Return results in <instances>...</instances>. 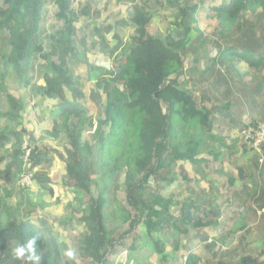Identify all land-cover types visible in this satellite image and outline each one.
<instances>
[{
  "label": "trees",
  "instance_id": "trees-1",
  "mask_svg": "<svg viewBox=\"0 0 264 264\" xmlns=\"http://www.w3.org/2000/svg\"><path fill=\"white\" fill-rule=\"evenodd\" d=\"M46 3H53L56 7L58 27L52 34H44L43 31V7ZM213 7L208 21H214L212 31H208L210 37L204 36L205 31H197L195 41L189 44H224L222 48L215 46L214 55L221 58L227 53L224 49L232 46L236 62L230 63L229 67L247 66L243 75L245 79L246 75L253 74L263 65L262 59L257 56L260 59L257 60L254 55L256 51L264 52V0H229ZM90 10L85 7L80 15H86ZM182 11L181 21L174 24L178 30H184V37L178 39L170 34L163 39L151 35L147 30L150 18L137 10L134 13V35L122 48V55L113 60L112 70H108L107 76L96 84L105 97V118L100 120L99 137L92 147L83 140L87 126L92 127L91 118L80 104L68 100L65 94V90L75 86L68 65L69 57L76 53L74 19L69 12L68 0H0V95L6 100L0 119L19 126V130L9 124L0 128V184L6 186L0 185V264H22L13 258V249L20 242L26 243L33 235L40 237L37 251L41 258L37 264H60L57 241L40 234L31 223L21 221L19 212L5 203L9 193L2 191L11 188L22 177L31 175L32 185L35 183L39 195L53 194V180L48 172L54 156L61 160L65 172L62 180L65 179L67 187L72 189L74 203L79 205V224L86 229L79 241V255L88 258V264H111L109 257L119 252L123 243L126 245L127 240L131 241V247L135 248L134 244L144 239L152 240L161 261L175 260L173 254L165 252L164 244L153 239L160 229V232L164 231L163 226L186 236L184 240L189 235L191 237L189 232L192 233L191 239L197 242L206 241L207 233L215 235L211 243L203 245L208 254L203 263L200 262L202 257L190 252L179 264H227L221 261L226 252L219 244L225 245L231 238H236L233 232L227 234L228 221L221 216L223 210H216L212 200L186 199L190 204L184 206L180 216L172 221L167 203L173 205V202L151 194L149 186L154 179L162 185L180 179L187 184L199 183L201 177L188 175V164L189 167L195 165L200 168L203 181L214 182L208 190L212 198L215 195L213 200H218L223 193L227 198L235 199L236 188L246 181L245 185L250 187L246 190L252 192L246 196L250 207L254 208L252 215L258 216L264 224V160L254 179L253 172L248 174L249 168L242 166L251 152L242 143L244 159L241 162L236 159L240 166L237 162L232 164L236 171L221 164L217 166L218 170L215 169L221 152L214 154L210 163L198 158L208 147V142H222L230 148L240 141L239 133L244 122L237 117L231 102L224 106L217 97L223 78L217 76L208 82L211 74H207L218 72L217 68L213 69L215 57L188 60L191 46L186 44V36L197 30L196 26L202 20L197 15L192 16V11L186 14V8ZM73 18L78 19L79 16ZM255 25L260 27L258 32ZM247 39L252 42L249 47L251 55L239 52L244 49L245 46L241 45ZM199 61L203 63L200 65ZM34 63L36 66L40 63L39 74L44 85L32 94H40L44 100L57 101L51 110L53 119L47 134L68 145L63 146V151L34 147L29 155L30 162L25 166L20 149L26 141L23 137L26 128L21 122L25 111L24 99L8 94L4 79L15 75L21 84L32 90L27 73L34 71ZM205 80L209 86L207 90L203 85ZM259 105L264 115V99L259 101ZM0 124L3 125L1 120ZM223 128L227 130L226 135H221ZM207 152L214 151L208 149ZM262 152L264 155V144ZM201 166L208 168L210 175L206 177ZM221 172L227 174L228 186L217 185L215 178L222 176ZM119 173L124 175L126 191V205L121 212L123 221L129 223V230L117 240H112V232L105 226L104 208L108 181ZM223 187L225 189L221 190ZM86 196L89 199L83 203L82 198ZM261 210L263 216L260 215ZM237 242L232 249L242 245ZM250 245L254 244L247 242V249L243 248L239 253L242 254L239 264H264V243L254 250ZM176 248L173 246L172 251L176 252ZM255 252L261 254L254 255Z\"/></svg>",
  "mask_w": 264,
  "mask_h": 264
},
{
  "label": "rangeland",
  "instance_id": "rangeland-1",
  "mask_svg": "<svg viewBox=\"0 0 264 264\" xmlns=\"http://www.w3.org/2000/svg\"><path fill=\"white\" fill-rule=\"evenodd\" d=\"M109 1H111L109 6L113 5V0ZM93 3L94 5L92 6ZM101 3L102 2L99 0H83L81 4L76 5L78 3H76L75 0H68L69 12L72 16L71 18L74 19L73 30L75 33L74 41H76L74 43L76 47V53L69 57L68 65L71 69L75 86L71 90H65V94L68 100H74L80 104L86 111V114L91 118L92 127L89 128L87 126L86 131L83 134V140L87 141L92 147L99 137L101 130L100 120L105 118L103 110L105 97L102 89H99L96 84L98 80L107 76L108 70H112V66H114L113 60L117 56L122 55V48L124 46H115V41L108 43L105 39V36L103 35V30H97L94 32L92 31V17H90V14L92 13L91 10L89 15L85 16L82 20H80V18L76 19L73 17L76 15L80 16L81 11L85 7H89L90 9L92 7V9H98ZM100 9L103 8L100 6ZM43 11H45L43 23L44 34H52L53 31H56L58 27V22L55 19V8L53 3H47ZM159 19V24H157L155 28H151L153 35H156L162 39L168 34L172 35L174 39L184 37V30L178 31V29L174 27V23L167 24V22L162 18ZM94 24L95 28H99L101 24L100 20L95 19ZM213 27L214 25H210L204 36L209 38L210 33L208 31H212ZM259 29L260 27H255L256 32H258ZM197 31L201 32L202 30H194L193 33H189L186 36V44L191 46V52L189 53L188 60H191V58H195L197 60H202L205 58V54L203 52L205 43L197 44L194 42L193 44H189L190 41H195L194 35L197 34ZM262 33L264 34V30ZM102 35L103 39L101 38ZM130 39L126 40V42H129ZM251 43L252 42L247 39L243 41L241 46H245L244 48H251ZM262 55L264 56V52ZM201 62L202 61H199L200 65ZM38 64L36 66L34 63V71L30 70L27 73V78L32 84V90H30L29 87L21 84L15 75H8L6 79H4L7 93L11 94L15 98L22 97L24 99L23 103L25 104V111L22 114L23 119L21 122L26 128L24 136H26V140H28L27 145L31 148L38 146L39 148L47 147L57 151H63V146L67 147L68 144L61 139H52L47 134V132L51 130V125L49 123L53 119L51 110L55 107L57 101L44 100L40 94L37 96L32 94V91L37 92L38 88L44 85V82L39 74L41 69L38 68ZM223 72H226L228 75L223 79V83L218 89L219 95H217V97L224 104V106L225 104L231 102L233 109L239 108V99H241L243 95L250 89L248 88L243 90V88L248 85L253 86L257 78L255 75H252L243 79L242 76L245 75V69L240 66L235 68L220 66L217 74H207H211V79L208 82L211 83V81H214L217 76H222L221 73ZM261 72L263 74L264 70H261ZM203 85L205 90H207L209 86L206 80L204 81ZM1 94L5 95V93L2 92ZM261 96L264 97V95ZM255 97H257L255 94L248 97V109L250 108L248 107V101ZM234 98L237 100H234ZM5 107L6 100L0 95V111H4ZM256 110L257 111L255 113H252L251 109L247 111L237 110L235 113L237 117L244 123H248L249 121H254L255 123L259 122L257 127L260 130V127H264V115L262 110ZM248 113H252L251 119L246 118ZM0 120L3 123V125L0 124V128L9 124L15 130H19V126L15 122L6 121L5 123L2 118ZM221 131V135H226L227 130L225 128L221 129ZM240 143H242L241 140L230 145L229 148L228 145L226 146V144L222 142H208V147L203 151V154L198 156V158L208 160L207 162L210 163V161L214 160V154L221 152L220 161L215 163V169L218 170L219 168L217 166L221 164L226 169L228 168L236 171L234 167H232V164L237 162V164L240 166V163L236 161V159H239L240 162L244 159ZM244 148L250 149L247 146ZM208 149H211L214 152L208 153ZM250 150L251 152L248 154V157L245 158V162L242 166L243 168L248 167V174L253 172V177L256 179L257 170L261 168V163L259 160H264V155L263 152L260 155V153L257 151L252 149ZM251 155H253L254 158H252ZM53 160L54 162L51 165L52 167L48 172L50 179L53 180V194L51 193L50 195H47L44 193V195H39L35 183L32 185L31 189L22 188L20 185L21 179H19L18 183H14V185L7 190V193L9 194H7V197L4 199L5 203L10 209H15L19 212L18 216L20 217L21 221L31 223L40 234H43V236H50L57 241V246L60 250V264H88V258L79 255V241L82 239V236L86 231V229L81 224H79L81 217V214L77 212L79 205L74 203L75 194L72 189L67 187L65 179L62 180L65 172L61 160L57 156H54ZM186 168L188 170L189 176L201 177L199 183L196 182V184L193 185V182L186 181L189 182L187 184L180 179L178 182L162 185V183L157 182L154 179L149 186L151 194L160 195L165 200H171V202H173V205H170L171 203H167L169 206V215H171L173 219L172 221L180 216L181 209L184 206L190 204L188 200L193 198H205L207 201L212 200L214 208L219 210V212L220 210H223L222 215L226 219L229 218L228 212H230L232 218L235 219L234 222H227V234L229 235L233 232L235 234L236 240L232 238L230 240L228 239L230 241V243H228L226 239L220 238L227 242L225 245L218 243L221 245L223 252H226L223 254L222 258H220L221 261L223 260L227 264H239V258L242 255L239 253L243 248L247 249V247H245L247 242L254 244L249 246L251 250L260 247V244L264 243V224L258 220V216L252 215L254 208L250 207V201L246 197L252 193L246 190L250 187L246 186V181H244L243 185L240 184L236 188L234 194L236 195L235 199L227 198V196H225L223 193L222 196L218 198V200H213L215 195L213 194L212 198L211 192L208 190L211 188V186H214V182L207 180L203 181L204 178L201 176L202 172L197 166L194 165L193 167H189L188 164L186 165ZM201 168L204 172L203 174L206 175V177L207 175H210L208 168H204V166H201ZM221 174L222 176L218 177L216 175L217 177L215 178V180L218 182V186H221V184L226 185L227 182V174L223 172H221ZM94 177L95 176L92 175L93 179ZM259 179H261L260 175ZM123 181L124 175L123 173H119L118 175L115 174V176L112 177L107 184V202L104 208V218L107 230L112 232V240H117L123 233L128 232L129 230V223L127 221H123L124 215L121 212V208L126 205V191ZM257 185L258 184L255 186L257 187ZM226 186H228V184ZM224 189L225 188L223 187L221 190ZM82 199L83 203H85L89 197L86 196ZM261 214L263 216L262 210L260 215ZM168 223L170 222H167V224ZM181 226L184 227L182 224ZM162 228L164 231L160 232V229L158 233L153 235V239L164 244L165 252L173 254V257H176L175 260L161 261L160 256L157 254L154 248L152 240L147 241L144 239L137 241L138 244H134L135 248L131 247L132 242L127 240V244L124 245L123 243V247H121L119 252L109 257L110 263L179 264L180 262L183 263L184 256L190 252L202 258L208 257L203 245L211 243L212 239L215 237L214 234L207 233L208 237L206 241L197 242L191 239L192 233L190 232L189 234H191V237L189 235L188 239L184 240L186 236L178 233L177 231L172 230L171 228L167 229L165 226ZM235 241L236 244L238 243L237 241H240V244L242 245L236 246L235 249H232L234 247ZM173 246L177 247L176 252L172 251ZM228 249L229 251H226ZM68 251H72L74 255L69 257L67 255ZM257 251L260 252V250ZM259 252H255L254 255L261 254Z\"/></svg>",
  "mask_w": 264,
  "mask_h": 264
},
{
  "label": "crops",
  "instance_id": "crops-1",
  "mask_svg": "<svg viewBox=\"0 0 264 264\" xmlns=\"http://www.w3.org/2000/svg\"><path fill=\"white\" fill-rule=\"evenodd\" d=\"M99 1H101L102 3L99 5L98 9H92L93 7L91 8L92 13L90 14V17H92V22H91V26H93L92 31L94 32L97 30L99 31L103 30L104 32L103 35L105 36L106 41L108 43L115 41L116 42L115 46L119 47L121 45L125 46L127 43H129L126 42V40L130 39L134 35L133 15L136 12V10L144 14L146 17L150 18V22H149V26L147 27V30L151 35H153L151 32V28L152 27L155 28L157 24H159V20H160L159 18H162L164 21L167 22V24L179 23L181 21L180 13H182L183 12L182 10H184L185 8H186V14L192 11L191 13L192 16L197 15L199 16V18H201L202 23L200 22L198 24L199 26H196V28L197 29L199 28L200 30L206 32L208 27L210 25H213L214 22V21L208 22L211 19L210 14L212 8H214L213 6L221 4L223 2H228L229 0H113V5L110 6L109 3L111 1L109 0L108 1L99 0ZM93 5L94 3L92 4V6ZM100 6L103 9H100ZM89 13L90 12L88 11V14L80 15L79 16L80 20H82L85 16H88ZM191 15L189 14L188 16L191 17ZM207 15L209 18L207 17ZM95 19L100 20L101 24L99 28H95L94 26ZM103 35L101 36L102 39H103ZM216 45L218 46L217 48H222L224 46V44L219 45V44L205 43L203 48L205 58L209 59L211 57H215L214 54L216 53L215 52ZM224 50L227 51V53L223 55V58L219 57L218 54L215 57V62L213 63L214 64L213 69L217 68V70H219L221 65H223L222 67H225L227 65V68H230L229 64L236 62L235 56L232 55L233 47L227 46ZM239 52L251 55V49L249 47L244 48ZM257 56H259L262 59L263 65L260 69L253 71V74L246 75V76L255 75L257 80L253 86L248 85L243 88V90H246L248 88L250 89L243 95L241 99H239L240 107L233 109L235 111L237 110L247 111L251 109V112L255 113L257 111L256 109L262 110L260 109L259 101L261 99H264V97L261 96L264 95V73L262 74L261 72V70H264V56L260 52L256 51V55H254V58L260 60ZM239 65L240 64H238V66ZM242 68L245 69L244 74H246L247 66H242ZM221 75H222L221 77L224 79L228 74L226 72H223L221 73ZM253 94H255L257 97L251 98L248 101V107H250L248 109L247 99ZM234 100L237 99L234 98ZM251 117H252L251 114L248 113L246 118L251 119ZM0 185L6 187L3 184ZM7 190L8 189L5 190L3 189L2 191L7 193ZM230 215H231L230 212H228V217ZM221 216L224 218L222 214ZM224 219L225 221L227 220L226 218ZM201 259L202 260L200 262L203 263L206 258H201Z\"/></svg>",
  "mask_w": 264,
  "mask_h": 264
},
{
  "label": "clouds",
  "instance_id": "clouds-1",
  "mask_svg": "<svg viewBox=\"0 0 264 264\" xmlns=\"http://www.w3.org/2000/svg\"><path fill=\"white\" fill-rule=\"evenodd\" d=\"M75 2L78 3L76 5H79V4H81L83 2V0H75ZM46 4H45V6H46ZM44 7H43V10H44ZM54 8H55V13H56L55 5H54ZM43 12H45V11H43ZM263 121H264V117H263ZM258 123H251V121H250V122L244 124L243 128H241L240 133H239V137H240L241 142H242L241 132L247 126H251V127L256 128L258 126ZM23 137H25V139H26V136H23ZM27 144H28V140L24 141V144L21 145V148H20L21 152H22L21 160L25 163V166L30 162L29 161V155H30V152H31V149H32ZM242 144H243V142H242ZM243 145L246 146L245 144H243ZM34 147H37V146H34ZM258 153H260V155H261L262 146L260 148V152H258ZM262 161L263 160L260 159V163ZM2 168L4 169V165L2 166ZM24 177H26V176H24ZM24 177L21 178L20 185L23 186V187H30L31 188L32 187V181H33L32 178H31V184L30 185H24V184H22V180H23ZM19 219H20V217H19ZM234 219L235 218H232V216L230 215L229 218H227L226 221L231 223V222H234ZM38 239H40V237H37L36 235H33L30 239L27 240L26 243H22V242L18 243L13 249V258L18 260V261H21L22 264H37V262L41 258L40 255L38 254V251H37V249H38L37 248V240ZM67 255L69 257H71V256L74 255V253L72 251H68Z\"/></svg>",
  "mask_w": 264,
  "mask_h": 264
},
{
  "label": "built area",
  "instance_id": "built-area-1",
  "mask_svg": "<svg viewBox=\"0 0 264 264\" xmlns=\"http://www.w3.org/2000/svg\"><path fill=\"white\" fill-rule=\"evenodd\" d=\"M241 138L243 144H245L247 147L257 152H260V148L264 142V127H260L259 130L258 127L254 128L251 126H247L241 132ZM22 184L30 185L31 175L24 177L22 180Z\"/></svg>",
  "mask_w": 264,
  "mask_h": 264
}]
</instances>
